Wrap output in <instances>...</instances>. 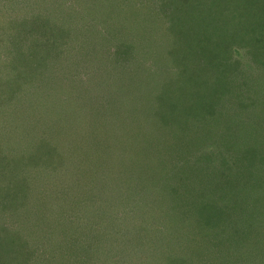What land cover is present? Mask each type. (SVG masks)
Instances as JSON below:
<instances>
[{"label":"rangeland","instance_id":"obj_1","mask_svg":"<svg viewBox=\"0 0 264 264\" xmlns=\"http://www.w3.org/2000/svg\"><path fill=\"white\" fill-rule=\"evenodd\" d=\"M141 1L0 0V78L14 79L20 72L11 71L14 60L22 63L20 54L38 59L34 70L21 67L24 82L15 99L20 102L27 93L35 103L20 102L22 130L1 125L4 140L10 143L0 156L32 158L29 168L21 170L19 181H25L16 185L9 198L0 199V238L16 240L13 264H134L133 260L138 264H264V62L245 55V47L232 45L225 48L226 52L220 47L219 55L235 64L227 63L223 69L230 76V88L227 93L203 99L201 95L206 93L195 90L188 79H181L180 64L174 65L170 58L165 63L160 58L173 40L171 28L177 18L180 27L183 22H202L204 30L215 25L216 34L229 28L223 31H228L223 36L226 40L234 26H228L231 19H220L218 14H252L251 21L238 31L241 38L248 32L245 28L252 27L255 15L239 0L238 4L222 0L217 9L215 0L212 6L193 5L186 22L173 0L172 14L167 17L156 6L162 5V0L145 1L146 7L148 3L155 6L150 17L147 10L143 14L138 4ZM178 1L190 5L189 0ZM222 22L225 26L220 29ZM44 42L49 46L40 44ZM233 70H238V75ZM212 74L205 71L206 77ZM166 88L179 98L167 103L165 99L169 98L163 96ZM142 89L144 96L150 95L154 107L175 103L178 110L165 114L175 120L172 123H163L162 114L152 119L144 115L145 123L139 130L145 135L132 146L129 133L123 130H133L129 126L131 117L140 116L135 106L145 104ZM176 118L186 124L183 129ZM44 140L60 146L56 152L63 160L55 156L46 165L43 160L37 161L29 147L44 144ZM172 144L182 147L176 150ZM159 151L161 160L155 156V168L149 169L150 157ZM159 164H165L166 170L174 164L192 166L184 167L192 175L177 181L180 185L175 191L181 202L199 197L194 207H187L192 209L188 216H194L202 229L197 245L184 243L187 235L171 236L168 242L180 217L159 203L165 198L166 207L173 205L160 181ZM241 189L256 191L257 208L244 206L240 199L236 202L242 196ZM101 196L106 200L102 213L111 243H101L98 248L104 233L88 241V228L77 229L76 223L86 226L88 215L101 220V212L93 203ZM123 211L127 216H122ZM141 214L150 233L163 234L171 250L186 257L168 254L162 262L154 251L164 252L166 248L144 242L142 222L136 224L134 233L124 236L122 246L117 245L113 228L124 225L123 221L130 224L136 220L135 215L138 219ZM245 221L253 224L259 236L250 242L254 249L249 246L247 255L241 254L245 260L241 263L234 247L236 242L241 243L228 240L227 234L235 232L238 234L234 236L246 239L253 231L246 233L243 228L226 224L239 226ZM82 240L87 245L83 248Z\"/></svg>","mask_w":264,"mask_h":264},{"label":"trees","instance_id":"obj_2","mask_svg":"<svg viewBox=\"0 0 264 264\" xmlns=\"http://www.w3.org/2000/svg\"><path fill=\"white\" fill-rule=\"evenodd\" d=\"M145 1L149 2L150 0H143V3H142V1H141V3L140 2L139 3L137 2V3L139 5H141V10L143 11V14L147 10V12H148L147 16L150 17L152 12H153L152 10L155 6L152 7L148 3L149 7H146L147 3H145ZM162 1H163L162 5H156V6H159L160 9H158V11L162 12L161 14L163 16L167 17V16L172 14V11H173L172 3H171V0H162ZM221 1L222 0L216 1V4H217L216 9L219 8L218 4L221 3ZM227 1H228V4L231 1L234 4L235 3L236 4H238V3L242 4L243 3L242 5L247 10H250L255 15L256 20L253 21L252 27L251 26H248L247 28L243 27L246 30L248 29V32L245 35H243V38L240 37L238 31L241 29L243 24L249 23L251 21L250 18L252 17V14L249 13V11H247V10H246L247 12L244 14V16L242 15L241 12L237 13V11L232 12V13L230 12L228 15H225L222 12H221V14H218L220 19H226V20L231 19L229 21L228 26H230L231 23L234 26V29L230 32L229 37L226 40H223V36L229 31V28L223 29V27L225 26L224 22H222L221 25L220 24L218 25V26H220V29H223V30L219 31V33L216 34V28L214 27L215 25H212V27H213L212 29L204 30L201 27L202 22H198L196 24H189V25L184 24V22H183V27H180L179 23H178L179 19L177 18L176 21L174 22L175 26L173 24L170 26V27L174 26V28H171V29H174V31L172 30L173 31V40L171 41L172 44L168 43L170 45V48L168 49L167 47L169 45H167L166 54L160 57L161 60L164 61L165 63H166V61H168V58H170L171 60H169V61L173 60L175 62L174 65L179 66V64H180V66H179L180 67V75H183V77L181 79H184V80L188 79V82H190V83L193 82V84L191 83V85L192 86L194 85L195 90L199 89L201 92L206 93V94L201 95L203 97V99L209 98V96L211 94L217 95L219 92H220V94H221V92L227 93L226 92L227 89L230 88V86L228 84L229 83L228 80L230 79L229 78L230 76L228 77V74H226V71H224L223 69L227 63H229L228 66H230L231 63L232 64H234V63H233L231 58H222L221 54L219 55L220 47L222 50H225V52H226L225 48L229 49V47H231L232 45H239V46H242L243 48L245 47V49H246L245 55H247V54L253 55L255 57L254 60H256V62H258V63L264 62V0H239V1H237L238 3L236 2V0H227ZM214 2H215V0H209V2H207V0H189L188 4L190 3V5H187L184 3L182 4L181 1L173 0V3L176 6H178V12H180V15L183 16V18L186 22L188 21V19L186 18L187 15L191 14V10L194 9L193 5L198 6L200 8H203V6L205 7L206 4H208V3L210 4V6H212ZM138 4H137V6H139ZM186 6H189V9ZM240 8L242 9V6L239 7V10H240ZM258 10H261L262 12L258 13ZM198 12H200V10H198ZM176 16H178V15H176ZM250 28H251V30H249ZM220 29H218V30H220ZM226 29L228 31L223 34V31H225ZM250 34H253V37L250 36ZM230 35H231V37H230ZM40 44L41 45L44 44L47 47L49 46L48 42H44V43H40ZM225 52H223V53H225ZM20 57H21V59H19V60H21L22 63H20V61L19 62L18 61L16 62L15 60L13 61L11 71L12 72L20 71L19 73L14 74V79H12L11 77H8L6 80H3L2 78H0V80H1L0 81V92H1V94H0V153L2 152L3 149L5 150L7 148V145L10 143V141L4 140V139H6L5 138L6 135H3V132H1L2 126L6 127L9 125H13L15 127V129L18 127L19 129L22 130V127H20V125L22 124L21 118H23L24 115H22L23 114V111H22L23 108H22L20 102L24 103V104L31 102L30 103L31 105L35 104L29 99V96L27 93H24L23 100L20 102L15 99V98H17L18 91L21 89V84L24 82V81H22L23 76L20 77V74H23V73H21V71H22L21 67H24V65H26L28 67V69L30 68V69L34 70V65L38 61V59H36L35 56L32 57L29 54L28 55L27 54H24V55L20 54ZM173 57L176 59H174ZM234 62L236 63L235 60H234ZM24 69H26V68H24ZM206 70H211L213 74L206 77V75H205ZM237 72H238V70L232 71V73L234 75H238ZM244 72L246 74V70H244ZM133 77H135L134 80H136V76H133ZM140 81L143 82L144 80H142V78H140ZM139 85L140 86L136 87L138 89V91H139V88L141 90L142 83L140 82ZM230 91H231V89H230ZM145 95L146 96H144L143 89H142V96L144 97L143 99L145 101V104L135 106L137 108L138 112L140 113V116L138 115V117H136V118L131 117V120L129 122V126L133 130H131L130 132L128 130H125V131L123 130L124 133L125 132L129 133L130 142L133 143L132 146L138 145L139 140H142V136L145 135L143 132H140V130H139L140 125L145 123V118H143L144 115H146L147 118L152 119V117L156 118V116H159L160 114H162V117H164L165 114L171 113V112H167L168 110H172V111L178 110L177 107H175L176 106L175 103L172 104L173 106H171L170 103L168 105H162L161 109L159 107H154L153 104L151 102H149L152 100L150 95H148V94H145ZM223 95H226V94H223ZM163 96H164V99H165V97L169 98V99H165V101L167 103L170 102L171 100H175V99L179 98L177 93H174L173 91H171V89H168V88H166L164 90ZM237 97H239V96H237ZM136 98H138V97H136ZM11 100L15 101L16 103L15 104L12 103ZM225 102H227V101H225ZM133 105H136V103H134ZM149 111H150V114H148ZM165 118H166V120H165ZM165 118H164V121H162L163 123H172V121H175L174 119L173 120L168 119L166 115H165ZM133 119H136V120H133ZM177 119L178 118H176V120ZM177 121H178V123L181 124L179 126L182 129L186 126V124L182 122L183 120L182 121L177 120ZM146 122H148V121H146ZM24 127H26V126H24ZM187 127H188V125H187ZM134 130L136 132L133 134H130ZM124 133H122V134H124ZM216 135L219 138L221 137L218 133H216ZM43 142H44V144H41L39 146H37L36 144H33V145H30V147H29V150H32V152L36 156L37 161L43 160V162H46V163H44V165H46L48 162H52L55 156H57V158H59V157L62 158V154L56 152V148H59L60 146L55 145L54 142H53V144L51 142H48L45 140ZM3 143H7V144L4 145ZM54 146H56V147H54ZM172 146L174 147L175 144H172ZM175 147H176V150H178V147H182V146H180L179 144H176ZM153 151H154V149H153ZM159 154H161L160 151L155 152L153 154V156L150 157L151 159L149 162L150 163L149 169L151 168L153 170L155 168L154 159H155V156H156V159H160ZM170 156L175 157V153H174V155L171 154ZM19 159H21L23 162L21 160H17L15 157H14V159H9L7 157L3 158L2 156H0V199H2L4 197L9 198L11 193L15 191L16 185L20 182L25 181V180L19 181L21 176H22V173H23V171H21V170L22 169L25 170V169L29 168V166H30L29 164H31L32 162L30 161L28 163V161L31 160L32 158L25 160L23 157H19ZM173 159L174 158H171V160H173ZM62 160H63V158H62ZM188 161L189 160H186V163ZM185 164H183L182 166H179L180 164H174V166L177 165L176 167H179L181 169L173 166V167H170L168 170H166L165 164H159L160 176H161L160 181L164 182V185H165L164 190H166V191L168 190V193L170 195L169 197L172 200L173 205L166 207L165 206L166 202L164 201L165 198L162 199L164 202L162 200H159V203L164 205L163 206V208H165L164 210L169 209L171 212L176 213V217L178 215L180 217L173 224L174 225L173 230L170 232L168 242L172 240L171 236L187 235V237L185 238L186 241H183V242L184 243H192V244L197 245L200 241V237H202V235H201L202 229H200L199 222L197 219H194V216H191V215L188 216V214H192V211H191L192 209L187 208V207H194L195 205L193 204V202L197 201L199 199V197H195V199L193 198V199L189 200V203H187L186 201L181 202V201L176 199V197H178V196H176L178 192L175 191V189H177V187H179V185H180V183H178L177 181H182L183 179L189 178L192 175L191 171L184 169V167L192 168V166H188ZM177 170H179V171H177ZM213 170H214V166H213ZM250 172H252V171H250ZM196 175L198 176V173H196ZM241 175H242V173H240V176ZM198 178H199V176H198ZM6 182H7V185H6ZM168 186H171V187L168 188ZM236 187H238V186H236ZM241 191H242L241 192L242 196H240V198H237L236 202L240 203V200H241L242 203H244L243 204L244 206L257 208L255 206V203L257 202V200L259 198H257V199L255 198L256 191L250 192L246 189L245 190L241 189ZM161 192H162V190H161ZM253 199H255L256 201H253ZM138 202H140V201L138 200ZM93 203L96 205V208H94V209H98L101 212V217H100L101 220L98 221V219H96V218H98L97 216H89L88 215L85 219V220H88L86 226L83 224L76 223V225H77L76 227H77V229L80 226L88 228L89 236L86 233V237L88 238V239L87 238L86 239L88 241L95 239V238L98 239V235L100 233L101 234L104 233L103 239L97 244L98 248H100V245H102L101 243H109V242L111 243L110 232L108 231L107 223L105 222V219H103L104 211L102 213L103 207L105 209V206H106V200L102 197V198L97 199V201H95ZM184 203L186 204V206H185L186 208L184 207ZM12 205H14V204L12 203ZM176 205L178 206L177 212L175 211ZM133 212H135V211L133 210ZM127 214H128L127 211H123L122 216H127ZM139 217L140 218L137 219L136 215H135L136 220H133L132 223L130 222V224H126L127 222L123 221L124 225L119 223L118 227L113 228V233H114V237L116 238L117 245L122 246L121 242L123 241L124 236L128 232H130V233L135 232V226L138 222H142L141 225H143L146 222L143 219L142 214ZM117 218H121V217L118 216ZM122 219H124V217H122ZM95 220H97L98 222H94ZM208 224H210V223H208ZM218 224H220V223H218ZM252 225L253 224H251L249 221H245L244 223H241L239 226H232L229 223L226 224V226L231 227L233 229L239 230L240 228H243L244 232H246V233L253 231ZM124 230H126V231H124ZM140 233L144 234V236H143L144 242L148 241L151 244V246L153 243L154 247L157 244L158 245L160 244V246L162 248H166V250H164V252H162L163 249H157L156 251H154L157 253L158 257H160L159 259L162 262L167 260L169 258V256H171V255L176 256V257H181V258L186 257L185 255L178 256L177 252H173L171 250V248L165 243V238H164L163 234L160 236H155L154 232L150 233L149 229H146V227H144V225L141 226ZM261 233H263V228L259 234H261ZM234 234L237 235L238 233L234 232L233 234H230V235L227 234V238H229L228 240H231V241H239L242 244L241 245V244L236 242L234 244V247L238 251L237 252V256H238L237 259H239L241 261V263L242 262L245 263V260L241 256V254L246 253V255H247V248L249 246L254 249L252 243H254V239H256V237L259 236V235H257L258 232L253 231L250 234V236L247 237L246 239L242 238V237L234 236ZM244 239L248 240V243L245 242ZM7 240H8V237L2 236V238H0V244H1V247H0V263H2V264H13L14 260H15L13 253L16 252V248H15L16 240L14 237L12 238V240L10 239V242ZM128 240H129V238H128ZM243 240H244V243H243ZM250 242H252V243H250ZM116 243H115V245H116ZM169 244H171V243H169ZM128 245H132V244L128 243ZM84 246H87V245H86L85 241L82 240L81 247L83 248ZM171 246H173V245H171ZM244 249L246 250V252H242V251H245ZM82 250L84 252L86 251V249H82ZM133 250H136V249H133ZM117 252L119 254L122 253L120 250H118ZM168 254H169V256H168ZM81 255H84V254H81ZM86 255H87V252H86ZM255 256L259 259L258 255L255 254ZM143 260H144V258H143ZM17 261H20V260H17ZM132 262L134 264H138V260L137 261L133 260ZM107 264H110V263H107ZM143 264H145V263L143 262ZM169 264H170V262H169ZM189 264H191L190 261H189Z\"/></svg>","mask_w":264,"mask_h":264}]
</instances>
